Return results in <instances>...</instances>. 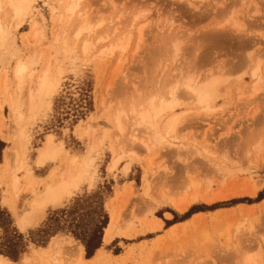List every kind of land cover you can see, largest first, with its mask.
I'll return each instance as SVG.
<instances>
[{
  "label": "rangeland",
  "instance_id": "1",
  "mask_svg": "<svg viewBox=\"0 0 264 264\" xmlns=\"http://www.w3.org/2000/svg\"><path fill=\"white\" fill-rule=\"evenodd\" d=\"M50 6H54L51 0H37L35 16L27 17L15 37L16 53L37 64L35 78L49 60L65 70L52 110L29 127L28 164L34 176L46 179L51 171L65 167V158L80 155L83 162L93 161L92 183L65 196L60 205L48 206L45 220L35 227L29 223L23 231L19 221L27 215L35 195L23 190L16 195L12 190L2 166L4 152L12 146L0 138V252L10 254L15 246L24 248L17 261L2 256L11 264L61 263L67 257L65 251L70 253L79 244L84 249V264H236L234 248L223 250L217 235L212 244L203 243L199 233L203 228L215 232L228 221L246 218L253 230L242 233L238 247L259 254L264 261V211L258 206L264 197L257 200L264 195V184L255 196L247 190L254 183H264V151L259 154L255 148L264 139V0H82L81 11L93 24L99 23V36L119 23L120 32L133 25L127 59L116 77L114 64L104 68L84 57L80 44L54 45L59 15L53 16ZM34 23L39 25L36 40L31 33ZM138 28L142 29L141 42ZM175 44L180 49L175 67L200 77L223 76L228 81L227 95L210 116L201 113L179 129L178 148L162 146L152 152L140 144L131 148L123 137L116 138L111 116L147 95L156 82V69L167 55H173ZM15 59L11 54L4 56L0 72L11 77ZM255 60L263 69L259 78L252 79L250 61ZM6 99L0 88V130L11 132ZM47 134H53L56 143L63 142L65 152L57 161L38 168L35 159ZM115 157L120 159L114 168ZM210 160L219 162L223 171L218 172ZM164 176L171 178L164 182ZM189 178L202 188L210 183L213 190L229 197L211 205L198 202L183 214L163 204L162 195L176 198L185 193L183 182ZM37 186L36 193L41 195L44 186L41 182ZM120 205V225L127 232L105 245L106 229ZM216 205L222 207L211 209ZM193 209L201 213L199 223L184 224L196 215L185 218ZM89 243H99L105 252L98 263L92 260L98 250L87 258L85 244Z\"/></svg>",
  "mask_w": 264,
  "mask_h": 264
},
{
  "label": "bare ground",
  "instance_id": "2",
  "mask_svg": "<svg viewBox=\"0 0 264 264\" xmlns=\"http://www.w3.org/2000/svg\"><path fill=\"white\" fill-rule=\"evenodd\" d=\"M81 1L51 0L52 5H54L50 6L52 15H59L56 20L59 32L55 36L54 45L65 44L69 41L70 44H80L84 57L93 58L104 68L114 64L113 77H116L121 73L127 59L126 55L132 39L133 25L130 29L120 32L118 28L121 24L119 23L105 36H99L96 33L100 27L99 23L93 24L87 15L81 11ZM36 2L37 0H0V63L4 56L10 54L16 58L11 77L6 71L0 72L2 74L0 75V88L7 98L6 103L9 106V118L12 124L11 132H6L4 129L0 130V138L12 146L9 150H5L2 166L5 174L11 180L12 190L16 195L21 190L26 194L35 195L32 203L29 204L30 208L27 215L20 218L19 225L23 231L26 230L27 224L34 223L48 206L60 205L65 196L78 191L85 183L89 185L92 183L90 173L93 161L88 158V161L85 159L86 161L83 162V156L80 155L65 158V167L51 171L46 179L34 176L31 166L28 164L29 127L39 117H44L47 112L52 110V100L61 89L65 71L63 68H56L49 60L35 78L36 62L24 60L16 53V34L22 29L27 17L35 16ZM234 26L239 27L236 22H234ZM31 31L32 38L36 40L39 36L38 23L32 24ZM136 35L138 42H141V28L136 30ZM27 36L25 43L28 42ZM138 42L136 50L139 48ZM178 53H180V49L175 44L173 55L168 56L169 53H167L166 60H161L163 62H160L161 65L156 69L157 72L155 70L156 74L153 72V75H156V82L150 87L147 95L138 98L136 102L135 100L132 101L133 103L129 106L124 107V105L112 114L110 123L116 129V138L123 137L129 147L132 148L134 145L140 144L146 152H152L162 146L178 148L177 142L180 141L179 132L181 131L179 129L186 122L191 121L194 116H199L201 113L210 116L215 110L216 103L227 95L228 81L223 76L214 77V74L212 76L207 74L200 77L195 72L189 73L187 71L188 73H186L183 72L184 70L181 72V69L175 67ZM250 63L253 65L251 73L249 72L250 77L252 79L259 78L263 69L262 63L259 60L250 61ZM253 90L254 94L257 93L258 85L254 86ZM24 92L26 93L25 102L21 98ZM92 121L90 119L88 129L91 128ZM0 123L2 125L1 107ZM78 128L82 129L80 125ZM131 148L130 150H132ZM255 148L257 153H262L264 151V139ZM120 151V154H125L122 149ZM64 152L63 142L56 143L54 135L47 134L35 159V165L42 168L46 163L60 159ZM118 160L112 161L114 168L117 166ZM210 161L218 172L223 171L219 162ZM152 163L153 161L150 160L149 164L152 165ZM21 173L23 174L22 178L20 177ZM168 176H164L161 180L168 181V178H171ZM21 179L25 181L24 185H21ZM223 180L225 182V177ZM39 182L44 186L41 195L37 194L35 189ZM263 184L262 182L254 183L247 187L249 195L255 196ZM242 187L245 188V186ZM182 188L185 193L176 198L162 195L163 204L171 205L182 214L198 202L211 205L229 197L222 190H213L210 183L202 188L197 181L191 178L184 179ZM258 206H262V211H264V200ZM121 210V205L116 208L112 221L106 229L103 238L105 245L111 244L116 238L127 232L120 225ZM200 215L201 213L194 215L191 220L184 224H198L199 222L196 221L201 217ZM29 217L34 220L28 221ZM158 222L162 226L163 223L160 220ZM251 230H253V225L246 218H236L218 226L215 232H209L203 228L200 230L199 236L203 243L212 244L215 235H217V243L223 247V250H229L231 247L235 249L234 261L236 264H264L259 254H251L238 247V239L243 235L242 233ZM239 245L241 246V244ZM65 252L67 257L62 259L61 263L54 261V264H84L82 245L77 244L73 251L68 253V249V252L67 250ZM104 254L102 249H98L92 258L93 263H98ZM0 262L11 264L3 256H0Z\"/></svg>",
  "mask_w": 264,
  "mask_h": 264
},
{
  "label": "trees",
  "instance_id": "3",
  "mask_svg": "<svg viewBox=\"0 0 264 264\" xmlns=\"http://www.w3.org/2000/svg\"><path fill=\"white\" fill-rule=\"evenodd\" d=\"M264 197V195L260 194L259 197L257 198L258 201L262 200V198ZM245 201H250V200H242L240 202H245ZM237 203V202H236ZM222 206H212L211 209H217V208H220ZM193 212V213H192ZM199 211H196L194 212V209L193 211H191V213L189 215H186L185 218L188 219L189 217H191L192 215L198 213ZM92 243H89V244H85L86 246V250H87V258L90 259L93 257V255L95 254L96 250H98L100 248V244L99 243H96V244H92ZM21 247V246H19ZM24 252V248L21 247V248H18V246L14 247V248H11V252L10 254H5L3 253L2 251L0 252V256L4 255L8 258H10L11 260L13 261H17L19 256Z\"/></svg>",
  "mask_w": 264,
  "mask_h": 264
},
{
  "label": "crops",
  "instance_id": "4",
  "mask_svg": "<svg viewBox=\"0 0 264 264\" xmlns=\"http://www.w3.org/2000/svg\"><path fill=\"white\" fill-rule=\"evenodd\" d=\"M50 208H51V207H49V208H47V209L45 210V212H44V216H43L39 221H37L36 223H33V227L38 226L39 224H41V223L45 220V218H46V216H47V212L49 211Z\"/></svg>",
  "mask_w": 264,
  "mask_h": 264
},
{
  "label": "snow or ice",
  "instance_id": "5",
  "mask_svg": "<svg viewBox=\"0 0 264 264\" xmlns=\"http://www.w3.org/2000/svg\"><path fill=\"white\" fill-rule=\"evenodd\" d=\"M141 15H144V13L142 12V13H140ZM0 264H3V262H0Z\"/></svg>",
  "mask_w": 264,
  "mask_h": 264
}]
</instances>
